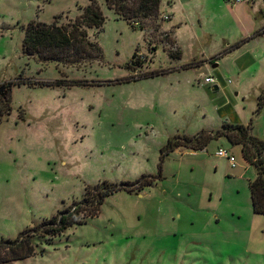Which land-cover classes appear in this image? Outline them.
Returning a JSON list of instances; mask_svg holds the SVG:
<instances>
[{"label":"rangeland","instance_id":"374dc122","mask_svg":"<svg viewBox=\"0 0 264 264\" xmlns=\"http://www.w3.org/2000/svg\"><path fill=\"white\" fill-rule=\"evenodd\" d=\"M89 1L0 0V88H9L8 107L0 94V239L82 200L89 185L154 182L106 196L85 223L35 237L34 256L0 264H264V215L252 210L255 170L241 145L220 135L202 150L164 149L224 123L264 139V0H160L135 25L96 0L105 21L87 34L99 58L23 53L30 20L64 24Z\"/></svg>","mask_w":264,"mask_h":264},{"label":"trees","instance_id":"16d2710c","mask_svg":"<svg viewBox=\"0 0 264 264\" xmlns=\"http://www.w3.org/2000/svg\"><path fill=\"white\" fill-rule=\"evenodd\" d=\"M118 18L135 25L138 19L155 17L159 12L160 0H105ZM55 17L51 23L30 20L25 25L22 42L23 53L37 56L41 61H54L63 64L90 62L102 55L99 44L88 37L87 30H100L105 16L96 0L81 8L80 14L72 21L59 23ZM238 44H236L237 46ZM136 56L133 55V57ZM0 90L1 98L8 107V86ZM264 103V91L259 96L258 107ZM4 112L0 105V114ZM225 135L232 143L241 145L246 162L254 167L255 176L249 180L252 210L264 215V139L252 132L251 125L224 123L218 131L203 130L193 136L171 138L164 149L171 152L178 147L202 150L217 136ZM154 182V177L143 175L135 181L89 185L82 200L74 201L70 206L58 211L39 225L29 228L15 239H0V263L11 262L34 256L37 244L35 237H49L48 240L62 234L75 224L85 223L87 218L98 214L104 198L116 191L127 190L140 192L145 186ZM48 241V242H49Z\"/></svg>","mask_w":264,"mask_h":264},{"label":"built area","instance_id":"2783aa9c","mask_svg":"<svg viewBox=\"0 0 264 264\" xmlns=\"http://www.w3.org/2000/svg\"><path fill=\"white\" fill-rule=\"evenodd\" d=\"M165 19H168V15H164L163 16ZM135 24H137L135 22ZM204 82L205 83H214L215 79L212 76H206L204 78ZM216 155L221 156V157H225L229 160L230 164L234 167L236 165L235 163V157L234 155L230 154L227 150H225L224 148H219L216 152Z\"/></svg>","mask_w":264,"mask_h":264},{"label":"water","instance_id":"95a60500","mask_svg":"<svg viewBox=\"0 0 264 264\" xmlns=\"http://www.w3.org/2000/svg\"><path fill=\"white\" fill-rule=\"evenodd\" d=\"M213 88H214V89H216V88H217V86L215 85Z\"/></svg>","mask_w":264,"mask_h":264},{"label":"crops","instance_id":"0c3cea01","mask_svg":"<svg viewBox=\"0 0 264 264\" xmlns=\"http://www.w3.org/2000/svg\"><path fill=\"white\" fill-rule=\"evenodd\" d=\"M214 65H216V64H213V66H214ZM202 66H203V65H202ZM202 66H200V67H202ZM200 67H199V68H200Z\"/></svg>","mask_w":264,"mask_h":264},{"label":"flooded vegetation","instance_id":"af4514ba","mask_svg":"<svg viewBox=\"0 0 264 264\" xmlns=\"http://www.w3.org/2000/svg\"><path fill=\"white\" fill-rule=\"evenodd\" d=\"M0 90L2 91V87L0 88Z\"/></svg>","mask_w":264,"mask_h":264}]
</instances>
